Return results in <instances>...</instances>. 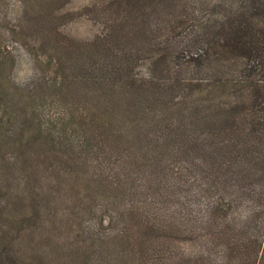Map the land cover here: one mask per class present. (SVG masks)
Masks as SVG:
<instances>
[{"label": "trees", "instance_id": "1", "mask_svg": "<svg viewBox=\"0 0 264 264\" xmlns=\"http://www.w3.org/2000/svg\"><path fill=\"white\" fill-rule=\"evenodd\" d=\"M21 1L0 26V264H264V0H104L84 43L57 37L67 0ZM13 39L39 84L12 83ZM103 197L110 235L88 223Z\"/></svg>", "mask_w": 264, "mask_h": 264}, {"label": "rangeland", "instance_id": "2", "mask_svg": "<svg viewBox=\"0 0 264 264\" xmlns=\"http://www.w3.org/2000/svg\"><path fill=\"white\" fill-rule=\"evenodd\" d=\"M104 0H67L66 3L61 5H56L58 10L56 11V16H54L53 23L58 27V38L66 41L67 39L72 40L76 43H84L93 40L100 32L105 31L104 25L98 19L96 13H90L88 9L94 7V5L99 4ZM34 12L33 7H31L30 13ZM112 13V12H111ZM26 14V7L21 0H0V26L7 29H11L19 22V20L24 19ZM56 17V18H55ZM33 21L27 24L29 27L33 25ZM33 27V26H32ZM40 27H33L28 30L29 34L39 33ZM67 38V39H66ZM66 39V40H65ZM7 46L11 51V55L14 58V69L10 73L12 83L19 87H32L39 84L43 78L44 73L42 67L36 63L35 53L31 52L25 44L20 40L12 41L8 40ZM141 69H144L141 67ZM140 69V70H141ZM139 70V69H138ZM52 109V110H51ZM49 109L48 113L53 114L55 112L54 108ZM5 188L7 185H4ZM3 201L9 200L11 194H9L7 189L3 190L1 193ZM107 197L100 198L96 205L98 206L99 215L98 217H93L90 226L96 228V232L100 231L102 235H110L114 233L115 228L110 222V215L114 216L113 206L110 205V199ZM2 205V204H1ZM110 211L104 224L99 222L102 213ZM113 211V212H112ZM110 217V218H109ZM1 223L5 225V230L15 232V224L9 222L6 219L1 218ZM20 249L18 243L12 242V239L8 240L5 251L17 252ZM35 247L30 250L33 254L37 256V253H42L43 249L39 251H34ZM39 253V254H40ZM32 254V255H33ZM18 259L22 258L24 262L20 259L21 264H47L41 258L36 257H26L18 253ZM45 256V255H44Z\"/></svg>", "mask_w": 264, "mask_h": 264}]
</instances>
